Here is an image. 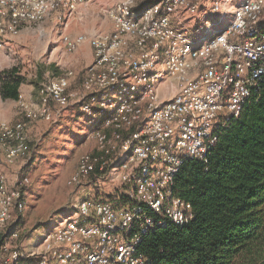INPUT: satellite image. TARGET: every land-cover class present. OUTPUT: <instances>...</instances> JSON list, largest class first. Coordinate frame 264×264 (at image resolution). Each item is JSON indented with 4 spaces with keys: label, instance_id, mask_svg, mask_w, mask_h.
Here are the masks:
<instances>
[{
    "label": "built area",
    "instance_id": "1",
    "mask_svg": "<svg viewBox=\"0 0 264 264\" xmlns=\"http://www.w3.org/2000/svg\"><path fill=\"white\" fill-rule=\"evenodd\" d=\"M80 1L0 0V49L21 28L49 17L62 31L61 13L72 14ZM141 1L118 0L105 8L108 30L61 32L67 51L83 43L91 48L93 59L78 89L69 90L75 74L68 70L42 85L34 107L20 101L26 118L49 122L52 104L65 108L73 99L99 153L83 154L67 184L80 187L96 170L118 166L130 192L118 206L81 199L25 250L16 240L30 180L23 173L11 184L0 171V264H155L138 250L142 237L168 221L182 226L192 217L191 205L173 193L175 178L186 159L207 163L217 130L259 88L264 0L233 7L232 0ZM213 12L220 18H212ZM222 16H228L224 25ZM107 91L115 99L102 98ZM24 126L0 122L8 162L29 152Z\"/></svg>",
    "mask_w": 264,
    "mask_h": 264
},
{
    "label": "rangeland",
    "instance_id": "2",
    "mask_svg": "<svg viewBox=\"0 0 264 264\" xmlns=\"http://www.w3.org/2000/svg\"><path fill=\"white\" fill-rule=\"evenodd\" d=\"M117 1L81 0L72 14L61 13L59 23L62 24V31L56 25L58 20L49 17L21 28L0 49V80L12 69L22 79L17 100L3 98L0 94V122L24 123L29 152L23 158L8 162L0 146V171L11 184L23 173L30 180L27 204L18 228L20 235L16 240L21 242L25 250L34 247L42 233L67 216L81 199L101 198L118 206L123 201L121 197L130 192L129 186L118 177V166L114 171L106 169L108 165L102 172L96 170L80 187L67 184L68 177L76 170L83 154L99 153L92 135L88 133L90 125L80 117L79 106L73 99H69L65 108L52 104L54 117L49 122L26 118L20 106V101H25L34 107L42 85L68 70H73L75 74L69 90L78 89L84 70L93 59L91 48L88 43H83L75 51H67L60 41L61 32L76 35L90 34L97 29L108 30L109 23L103 10ZM205 1L207 5L212 2ZM242 1L232 0L231 6ZM211 15L215 20L220 18L219 13L213 12ZM186 17L190 18L188 15ZM227 19L228 16H222L221 24L224 25ZM169 85L167 81L163 88ZM25 89L31 90L32 97L29 100L22 97ZM107 97L115 99L111 91L102 95V98ZM112 109L111 104L110 111ZM64 110H67V115L61 118L60 114Z\"/></svg>",
    "mask_w": 264,
    "mask_h": 264
},
{
    "label": "trees",
    "instance_id": "3",
    "mask_svg": "<svg viewBox=\"0 0 264 264\" xmlns=\"http://www.w3.org/2000/svg\"><path fill=\"white\" fill-rule=\"evenodd\" d=\"M21 81L7 71L1 96L17 100ZM173 193L192 217L145 234L140 253L155 264H264V75L240 114L217 130L207 163H182Z\"/></svg>",
    "mask_w": 264,
    "mask_h": 264
},
{
    "label": "crops",
    "instance_id": "4",
    "mask_svg": "<svg viewBox=\"0 0 264 264\" xmlns=\"http://www.w3.org/2000/svg\"><path fill=\"white\" fill-rule=\"evenodd\" d=\"M205 4H206V2H205ZM207 9V8H206ZM108 21V20H107ZM108 23H109V28H110V22L108 21ZM108 28V29H109ZM98 30H102V29H98ZM92 61V60H91ZM21 95V94H20ZM22 97L24 98V99H26V100H29L31 97H32V94H31V90L30 89H25L24 90V92H23V94H22ZM67 111V110H66ZM66 111L64 110V112L62 113V114H60L61 115V118H64V117H66ZM70 115H72V114H70ZM80 117L82 118V119H84V117H83V115H82V113H81V111H80ZM73 120H75V119H73Z\"/></svg>",
    "mask_w": 264,
    "mask_h": 264
}]
</instances>
